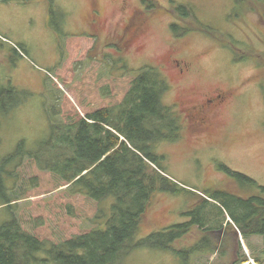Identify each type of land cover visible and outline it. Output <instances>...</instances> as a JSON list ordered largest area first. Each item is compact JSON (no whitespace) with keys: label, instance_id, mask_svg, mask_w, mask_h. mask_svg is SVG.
<instances>
[{"label":"rangeland","instance_id":"374dc122","mask_svg":"<svg viewBox=\"0 0 264 264\" xmlns=\"http://www.w3.org/2000/svg\"><path fill=\"white\" fill-rule=\"evenodd\" d=\"M154 1L160 11L146 10L149 16L144 32L122 55L117 53L119 38L110 39L108 34L131 9L122 15L117 0H53L51 4L45 0H0V91L11 90L4 103L13 106L0 116V158L35 152L37 143L52 128H63L95 111L107 109L116 114L132 78L146 67L155 68L165 77L169 89L162 103L175 112L179 111L182 90L231 92L224 100L229 105L221 111L213 132L201 142L195 144L188 138L181 118L180 137L156 146V153L164 157L158 167L169 181L166 185L171 188L172 182L181 192L153 195L136 240L188 221L181 213L189 211L195 199L203 200L211 183L229 182L208 188L237 194L259 191L264 198L259 190L264 187V0L246 1L241 11L234 9L235 0H173L190 5L200 23L219 33L213 37L192 32L179 38L169 28L176 21L164 11L167 0ZM129 3V8L140 9L137 1ZM94 4L103 25L96 36L85 30ZM139 15L145 17L141 12ZM17 46L23 48L19 55L14 51ZM171 59L192 64L190 74L177 77L178 69L169 62ZM221 165L255 184L229 176L219 170ZM11 167L14 164L6 169ZM14 178L8 191L11 197L17 196L13 212L25 231L49 243L88 232L96 226L91 222L96 215L101 212L104 217L110 211L111 200L97 203L69 195L66 186H58L57 180L28 158L15 168ZM2 200L0 196V224L11 216ZM215 204L220 206L217 201ZM240 241L246 258L264 264V233L246 240L240 237ZM192 242L189 232L171 244L177 254L137 248L115 264L233 261L232 247L188 254Z\"/></svg>","mask_w":264,"mask_h":264},{"label":"trees","instance_id":"16d2710c","mask_svg":"<svg viewBox=\"0 0 264 264\" xmlns=\"http://www.w3.org/2000/svg\"><path fill=\"white\" fill-rule=\"evenodd\" d=\"M31 1L35 0H17L20 3ZM45 1L48 4L53 2ZM246 1L253 0H235L234 9L241 11ZM141 2L150 12L159 10L154 0ZM170 4L166 11L176 21L169 27L175 38L192 32L213 37L219 35L198 21L190 5ZM22 50L18 46L14 48L16 53ZM168 89L165 77L158 70L143 68L132 78L116 114L107 109L95 111L63 128H52L50 134L37 143L35 152L0 158V196L2 206L11 215L8 221L0 224V264H115L121 256L137 248L179 252L171 244L186 234L188 224L174 225L136 240L153 195L181 192L172 182L171 188L166 185L169 181L158 167L164 157L156 153L158 143L175 141L181 135L176 112L162 103ZM10 91H0V116L13 108L4 103ZM25 158L36 163L39 170L49 173L57 180L58 186H66L71 196H84L97 203L111 200L110 211L104 217L101 212L96 215L91 220L96 226L88 232L57 243H49L25 231L13 212L17 196L8 194L12 190L10 181L14 183V170ZM9 164L14 167L8 170L6 166ZM219 170L236 179L249 180L224 165L219 166ZM261 190L264 193V187ZM212 198L237 222L225 200L217 196ZM251 235L242 232L245 240ZM204 246L189 248L187 253L209 251L210 248Z\"/></svg>","mask_w":264,"mask_h":264},{"label":"flooded vegetation","instance_id":"af4514ba","mask_svg":"<svg viewBox=\"0 0 264 264\" xmlns=\"http://www.w3.org/2000/svg\"><path fill=\"white\" fill-rule=\"evenodd\" d=\"M129 1L117 0L122 15L125 14L127 9H131L130 14L122 17L108 34L110 39L119 38L120 45L117 47V53L120 52L122 55L127 53L139 40L140 33H143L146 27V15L149 16L147 14L149 12L146 11L141 0H135L141 5L140 9L137 8V10L129 8ZM171 2L174 1L167 0L168 7L164 11L171 7ZM140 12L145 15L144 18L139 15ZM137 19H141V22L137 23ZM86 23L85 30L94 36L103 30L99 10L95 7V4L86 19ZM121 23V29H118ZM136 50L139 51L140 47H136ZM169 62L178 69L176 74L180 79L187 77L193 66L192 64L174 59H171ZM214 91L202 93L197 91L192 93L182 90L179 96L177 105L181 113L178 111L176 115L180 122L181 132L183 129L181 118H183L185 121L184 131H186L188 138L195 144L201 142L204 136L213 132L215 122L221 116V111L229 105L224 100H226V97L231 96V92L215 93ZM240 181L242 180L240 179ZM250 181L245 180L244 182L250 183ZM222 184H229V182L225 184L223 182ZM222 184L211 183L208 186H221ZM208 186H206L205 190L206 197L203 200L195 199V202L189 206L191 209L185 213H181L188 218V221H184L179 225H189L186 233L190 232L191 238L193 239L190 248H198V246L205 245L204 247L206 248L220 250L232 247L234 258L230 264L248 263L249 258L244 262L246 257L242 252L240 237H242V232L252 234L249 237H260L264 233V198L261 192L255 191L253 194L239 192L237 194L230 192V190H220L217 187L208 188ZM259 190L261 189L259 188ZM212 196H217L227 202L237 222L221 206L217 205L218 208L213 206L216 205V200ZM219 207H221L222 211Z\"/></svg>","mask_w":264,"mask_h":264},{"label":"built area","instance_id":"2783aa9c","mask_svg":"<svg viewBox=\"0 0 264 264\" xmlns=\"http://www.w3.org/2000/svg\"><path fill=\"white\" fill-rule=\"evenodd\" d=\"M251 264H254L252 261H250Z\"/></svg>","mask_w":264,"mask_h":264}]
</instances>
